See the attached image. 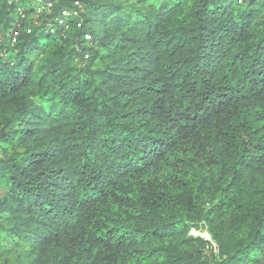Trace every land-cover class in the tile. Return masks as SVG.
<instances>
[{
	"label": "trees",
	"instance_id": "trees-1",
	"mask_svg": "<svg viewBox=\"0 0 264 264\" xmlns=\"http://www.w3.org/2000/svg\"><path fill=\"white\" fill-rule=\"evenodd\" d=\"M9 1L6 32L35 4ZM81 1L82 27L58 0L0 41V239L21 264H195L192 225L251 212L232 253L213 230L218 264L264 262V198L237 200L264 174V0Z\"/></svg>",
	"mask_w": 264,
	"mask_h": 264
},
{
	"label": "rangeland",
	"instance_id": "rangeland-1",
	"mask_svg": "<svg viewBox=\"0 0 264 264\" xmlns=\"http://www.w3.org/2000/svg\"><path fill=\"white\" fill-rule=\"evenodd\" d=\"M207 175L209 178L211 177L210 172ZM241 186L242 190L237 196L238 202L248 203V201L259 195L264 198V174L247 171L243 175ZM208 205L206 204V207ZM253 223L254 218L251 212L244 216L236 213L217 215L213 220V228L209 221L201 220L197 225H192L189 235L202 237L205 241H198L196 245L189 247L186 251L193 254L194 259L197 260L195 264H218L223 247L219 246L218 241L213 236V230L215 229L218 233L224 234V247L232 253L238 241V235L246 236L249 226ZM25 248L24 245H11L0 239V264H21L26 259ZM251 264H264V262Z\"/></svg>",
	"mask_w": 264,
	"mask_h": 264
},
{
	"label": "built area",
	"instance_id": "built-area-1",
	"mask_svg": "<svg viewBox=\"0 0 264 264\" xmlns=\"http://www.w3.org/2000/svg\"><path fill=\"white\" fill-rule=\"evenodd\" d=\"M13 0H10L11 3ZM241 2V0H238ZM56 4H58V0H35L33 11L30 15H26L21 6L17 9L21 13L22 21L14 22L13 27L6 32L3 27L0 26V41H3L5 37L9 38L11 46H14L17 42H19V36L22 32L26 34L31 33L34 29V25L39 24V19L44 14H52L55 9ZM61 15L56 18V24L66 25L68 20H75V24L78 27H82L83 24V14L86 11L84 5L81 0H73V4L69 7H62L60 9ZM56 28L52 27L51 31L55 32ZM84 38L87 42H92V34L91 32H85ZM89 54L86 53L85 58H88ZM75 61H79V57H75Z\"/></svg>",
	"mask_w": 264,
	"mask_h": 264
}]
</instances>
